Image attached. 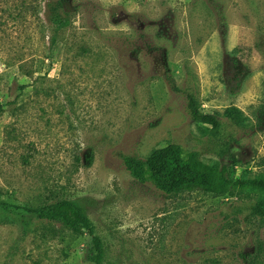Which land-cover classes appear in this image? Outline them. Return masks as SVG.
<instances>
[{
	"label": "rangeland",
	"instance_id": "obj_1",
	"mask_svg": "<svg viewBox=\"0 0 264 264\" xmlns=\"http://www.w3.org/2000/svg\"><path fill=\"white\" fill-rule=\"evenodd\" d=\"M51 1L0 0V200L21 207L0 209V264H91L87 234L22 209L61 199L105 264H264L259 198L167 195L122 162L173 143L232 178L264 170V0H63L61 30Z\"/></svg>",
	"mask_w": 264,
	"mask_h": 264
},
{
	"label": "trees",
	"instance_id": "obj_2",
	"mask_svg": "<svg viewBox=\"0 0 264 264\" xmlns=\"http://www.w3.org/2000/svg\"><path fill=\"white\" fill-rule=\"evenodd\" d=\"M47 19L61 30L69 25L68 9L63 0H53L46 4ZM23 89V87H21ZM191 118L197 124L210 126V135L219 134L221 121L218 114H204L198 111L191 98L188 102ZM6 105L0 102V116L5 112ZM222 116L236 126H242L244 115L236 107L227 108ZM122 162L126 170L140 183H151L156 189L167 195H178L185 192L199 191L220 196H255V213L264 219V170L258 173L249 171V176L232 178L225 166L218 163H206L195 151H185L178 144H168L153 149L144 159L123 156ZM19 206H11L0 200V209L19 210ZM28 216L38 220L58 223L75 234H87L90 237L88 260L91 264L104 263V246L96 234L85 205L80 199H61L48 205L22 208Z\"/></svg>",
	"mask_w": 264,
	"mask_h": 264
}]
</instances>
